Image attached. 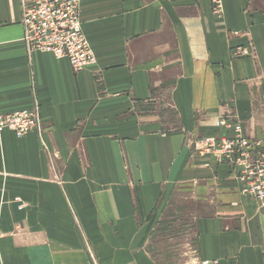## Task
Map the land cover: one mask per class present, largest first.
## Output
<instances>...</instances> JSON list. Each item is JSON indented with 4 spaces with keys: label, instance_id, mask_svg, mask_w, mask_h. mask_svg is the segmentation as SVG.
Returning a JSON list of instances; mask_svg holds the SVG:
<instances>
[{
    "label": "crops",
    "instance_id": "0c3cea01",
    "mask_svg": "<svg viewBox=\"0 0 264 264\" xmlns=\"http://www.w3.org/2000/svg\"><path fill=\"white\" fill-rule=\"evenodd\" d=\"M213 6L82 0L97 61L76 72L29 54L21 1L0 0V113L43 121L0 131V264H161L151 241L182 192L195 261L264 264V212L196 145L225 116L264 140V0Z\"/></svg>",
    "mask_w": 264,
    "mask_h": 264
},
{
    "label": "built area",
    "instance_id": "2783aa9c",
    "mask_svg": "<svg viewBox=\"0 0 264 264\" xmlns=\"http://www.w3.org/2000/svg\"><path fill=\"white\" fill-rule=\"evenodd\" d=\"M20 1L24 40L29 54L48 52L56 58H65L76 72L96 64L95 51L82 26V0ZM212 2L214 11L221 14L222 0ZM241 54L245 55V52ZM261 81L264 89V77ZM262 98L264 101V90ZM42 125L39 107L0 113V131L9 129L19 138L42 131ZM217 126L224 128L227 135L198 139L196 145L199 154L220 157V161L239 173L248 195L264 199V140L248 137L243 124L230 116L221 118ZM201 264L211 263L203 261Z\"/></svg>",
    "mask_w": 264,
    "mask_h": 264
},
{
    "label": "rangeland",
    "instance_id": "374dc122",
    "mask_svg": "<svg viewBox=\"0 0 264 264\" xmlns=\"http://www.w3.org/2000/svg\"><path fill=\"white\" fill-rule=\"evenodd\" d=\"M239 121L241 122V120ZM201 157H213L214 159L217 156ZM216 159L220 161L221 158L217 157ZM236 175L237 179L240 180L238 172ZM242 188V194L255 200L258 209L264 212V199H257V196L248 195L246 193L247 187L244 184ZM187 195L188 192H182L172 200L169 216L164 220L165 225L157 231L156 236L151 241L153 247L151 252L161 264H201L203 262L195 261L197 259L196 253L190 247L195 240V233L190 230L195 226L196 213L200 209V205L196 201L188 199ZM210 263L212 264V262Z\"/></svg>",
    "mask_w": 264,
    "mask_h": 264
}]
</instances>
